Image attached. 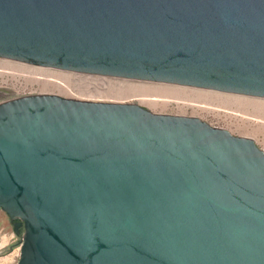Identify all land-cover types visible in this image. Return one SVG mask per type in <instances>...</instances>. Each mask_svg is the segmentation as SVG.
I'll list each match as a JSON object with an SVG mask.
<instances>
[{
    "label": "water",
    "instance_id": "obj_1",
    "mask_svg": "<svg viewBox=\"0 0 264 264\" xmlns=\"http://www.w3.org/2000/svg\"><path fill=\"white\" fill-rule=\"evenodd\" d=\"M0 58L264 98V0H0ZM16 264H264V151L195 116L0 102Z\"/></svg>",
    "mask_w": 264,
    "mask_h": 264
},
{
    "label": "rangeland",
    "instance_id": "obj_2",
    "mask_svg": "<svg viewBox=\"0 0 264 264\" xmlns=\"http://www.w3.org/2000/svg\"><path fill=\"white\" fill-rule=\"evenodd\" d=\"M9 61L13 67L23 69L36 68L42 72L53 69ZM53 71L55 76H42L57 81L28 77L14 81L11 77H0V92L3 94L0 102L29 94H57L80 100L137 103L154 113L198 117L235 136L252 138L264 151L263 97L98 74H86L88 82L80 83L75 73ZM21 241L22 233L13 231L7 214L0 209V264L17 263Z\"/></svg>",
    "mask_w": 264,
    "mask_h": 264
},
{
    "label": "built area",
    "instance_id": "obj_3",
    "mask_svg": "<svg viewBox=\"0 0 264 264\" xmlns=\"http://www.w3.org/2000/svg\"><path fill=\"white\" fill-rule=\"evenodd\" d=\"M1 59H6V58H1ZM6 60H11V59H6ZM11 61H14L16 63H23V62H19V61H15V60H11ZM23 64H26V63H23ZM48 69H50L51 67H46ZM56 68H53L51 70H49V72H42L41 70H37L36 68H27V69H23V68H18V67H13L12 64H8V66H3L1 65L0 66V77H5V78H8V77H11V79H13L14 81H18L20 78H31V79H41V80H54V81H57L51 77L49 78H43V76H48V75H51V76H55L54 75V71ZM58 70H61V69H58ZM65 71H68V70H65ZM71 73H75V78L78 80V82L80 83H84V82H88V79H87V75L86 74H90V73H83V72H76V71H69ZM43 75V76H42ZM58 83L62 84L61 82L58 81Z\"/></svg>",
    "mask_w": 264,
    "mask_h": 264
},
{
    "label": "flooded vegetation",
    "instance_id": "obj_4",
    "mask_svg": "<svg viewBox=\"0 0 264 264\" xmlns=\"http://www.w3.org/2000/svg\"><path fill=\"white\" fill-rule=\"evenodd\" d=\"M8 220H9V223L11 224V227H12L13 231L16 233V221L15 220H10L9 217H8ZM23 228H24V226H23V223H22L17 228L19 230V232L17 234H21L23 232Z\"/></svg>",
    "mask_w": 264,
    "mask_h": 264
},
{
    "label": "bare ground",
    "instance_id": "obj_5",
    "mask_svg": "<svg viewBox=\"0 0 264 264\" xmlns=\"http://www.w3.org/2000/svg\"><path fill=\"white\" fill-rule=\"evenodd\" d=\"M9 60H6V59H1L0 58V66L3 65V66H8L9 64ZM13 62V61H11ZM23 64V63H22ZM91 82V81H90ZM92 83V82H91ZM93 84V83H92ZM96 84V83H95ZM100 85V84H99ZM99 85H97L99 87ZM101 86V85H100ZM95 87V86H94ZM104 87V86H103ZM3 94L0 92V97L2 96Z\"/></svg>",
    "mask_w": 264,
    "mask_h": 264
}]
</instances>
